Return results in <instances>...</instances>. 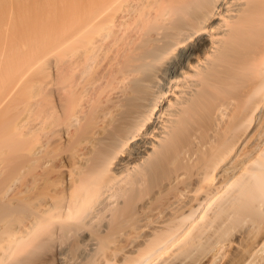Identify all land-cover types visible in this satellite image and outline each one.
Listing matches in <instances>:
<instances>
[{
	"label": "bare ground",
	"instance_id": "obj_1",
	"mask_svg": "<svg viewBox=\"0 0 264 264\" xmlns=\"http://www.w3.org/2000/svg\"><path fill=\"white\" fill-rule=\"evenodd\" d=\"M77 1L0 0V264H264V0Z\"/></svg>",
	"mask_w": 264,
	"mask_h": 264
},
{
	"label": "rangeland",
	"instance_id": "obj_2",
	"mask_svg": "<svg viewBox=\"0 0 264 264\" xmlns=\"http://www.w3.org/2000/svg\"><path fill=\"white\" fill-rule=\"evenodd\" d=\"M77 1V0H76ZM76 3V2H75ZM74 3V4H75ZM79 3V4H78ZM76 6H77V8H79L80 7V2L79 1H77V3L75 4ZM79 6V7H78ZM65 14H67V13H65Z\"/></svg>",
	"mask_w": 264,
	"mask_h": 264
}]
</instances>
